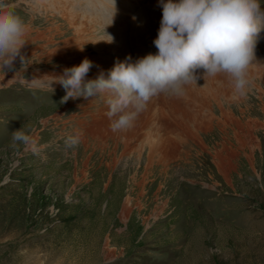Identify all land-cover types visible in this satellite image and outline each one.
I'll return each mask as SVG.
<instances>
[{"label":"rangeland","instance_id":"rangeland-1","mask_svg":"<svg viewBox=\"0 0 264 264\" xmlns=\"http://www.w3.org/2000/svg\"><path fill=\"white\" fill-rule=\"evenodd\" d=\"M82 1L74 29L46 4L9 0L31 26L22 49L31 63L0 69V264H264V31L246 96L217 76L225 95L195 107L209 118L185 122L178 99L161 94L129 137L113 132L103 98L61 103L66 90L46 83L64 57L90 59L98 69L86 79L118 58L91 19L103 5ZM152 1L131 0V17ZM57 44L64 57H48ZM17 129L34 143H14Z\"/></svg>","mask_w":264,"mask_h":264},{"label":"clouds","instance_id":"clouds-1","mask_svg":"<svg viewBox=\"0 0 264 264\" xmlns=\"http://www.w3.org/2000/svg\"><path fill=\"white\" fill-rule=\"evenodd\" d=\"M158 7L162 19L153 41L155 53L136 59L129 55L95 79H86L93 67L88 58L65 68L54 78L66 90L61 103L103 98L111 129L120 132L134 126L153 98L183 97L201 77L224 76L236 94L246 96L264 31V0H158ZM15 8L9 0H0V69L4 71H14L17 60L20 71L31 63L22 52L31 26ZM108 36L106 41L114 42ZM81 135H69L66 146L76 147ZM12 140L34 143L21 129L13 131Z\"/></svg>","mask_w":264,"mask_h":264},{"label":"bare ground","instance_id":"bare-ground-1","mask_svg":"<svg viewBox=\"0 0 264 264\" xmlns=\"http://www.w3.org/2000/svg\"><path fill=\"white\" fill-rule=\"evenodd\" d=\"M89 3L90 4L92 3L94 5V7L97 6V3H100L104 7V12L106 14H103L104 15L103 16L99 12L100 13L99 14L100 18L95 16L96 13H94V11L97 12V10L92 11L91 8H89V9H90V13H91V16H92L91 19L94 22H98L100 27L105 29V31H107V33H109L110 36L114 37V42L110 43L109 48H110V51H112V52L117 54L118 58L114 59V61L111 62L110 65H111L112 68L114 67V65L116 64V62L118 60L119 61H124L125 58L129 56L128 52H127L128 43H132L133 44V48H135L136 50H139V51L135 50L134 53L135 54L139 53L138 55L140 57H141V55H144L146 53L147 49L149 50V52L151 50L152 51H156L157 50L155 45H154V43H153V41L158 35V30H159L160 22H161V21H159V19H160V14L162 12V8L158 7V0H153L152 3H151V5H152L151 9H153L154 12H151L150 11L151 9H149V10L148 9L147 10L146 9H139L137 14L134 13L135 14L134 16L136 17L135 20H133V16L131 17L132 13L129 11L130 7H135L134 3H132L131 0H128L127 2H124L123 0H90ZM36 4L37 5L46 4L50 8H53L56 12H58L60 14L61 18L63 17L64 19H66L65 21H67V24H68L67 27H73L74 29H76L75 28V26H76L75 23L77 22V20L81 19L82 17H86V15L84 14L85 12L82 11V9H83V6H82L83 1L82 0H77V1L76 0L75 1H71V0H36ZM123 6L125 7V9L123 8ZM129 16L131 17V21L130 22L127 21V18ZM54 21H55V19H54ZM56 24H58V23H56ZM78 25H81V23L79 22ZM55 30H57V31L59 30L57 28V26H55ZM127 30H130V34L129 35L128 34L126 35ZM61 32H63V31L61 30ZM97 47H99V46H97ZM64 49L66 50V47H64L61 44H57L56 46H54L53 48L48 50L49 53L47 55H50L48 57H51V56L64 57V55H62ZM79 50L82 51V45L79 46ZM41 53L44 54L43 52H41ZM67 57H70V56H67ZM66 59L67 58L64 57V63H63L62 67H59V68H57L55 70L52 69V71L45 73L46 76L47 75H51L50 78L46 77V79L50 80L49 82H46V83L53 84L55 86V89H64V87L62 85H60L59 83L55 82L54 78L62 75L65 68H71L73 66L79 65L78 63H74L71 60L67 61ZM95 66H97V65H95ZM254 66H256V65H254ZM109 67L110 66H108V68ZM97 69L98 68H94V65H93V67L89 71L90 74H94L97 71ZM260 71H262V70L260 69ZM99 72H101V71H99ZM219 79L220 78H218L217 76L216 77H209V78L206 79V82H204L205 90L201 91L199 89V84H196V85L190 86L187 89L186 94L183 97H179V98L176 97V100L178 99L179 102L177 103V106L174 107V109H175L176 113H178L179 117L182 120H184L185 122H190V120H193L194 122H197L198 121L197 120L198 119L197 116H200V115L203 118H206V119L209 118V116H208V115H210L209 110L207 111L208 112L207 114H205V113H202V114L199 113L198 114L197 109H199V108H201V109L204 108L205 109L209 99H217V98H219L220 94H222L221 91H219L221 88L218 90V89H216V87H213V82L221 83V81ZM203 80H204L203 77H201L198 81L202 82ZM223 85H222V83L220 84L221 87ZM202 89H204V88H202ZM222 95H225V94H222ZM225 97H227V96H225ZM195 107H198V108L195 109ZM136 124L137 123L135 122L134 126L131 129L125 130V131H123V133H125L129 137L133 136V134L135 133ZM136 129H137V127H136ZM176 172H178V171H176Z\"/></svg>","mask_w":264,"mask_h":264}]
</instances>
